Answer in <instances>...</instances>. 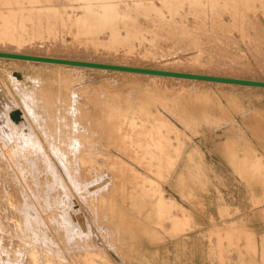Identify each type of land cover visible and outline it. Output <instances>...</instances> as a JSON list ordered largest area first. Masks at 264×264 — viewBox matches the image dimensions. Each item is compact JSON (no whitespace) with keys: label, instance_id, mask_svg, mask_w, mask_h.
Segmentation results:
<instances>
[{"label":"rangeland","instance_id":"rangeland-1","mask_svg":"<svg viewBox=\"0 0 264 264\" xmlns=\"http://www.w3.org/2000/svg\"><path fill=\"white\" fill-rule=\"evenodd\" d=\"M43 1L45 2L43 3ZM46 1L47 3L49 2L48 0H0V21L3 19L6 23L10 21V18L15 19L17 17V19H15L16 21L12 20L13 22L10 21L6 23L9 27H7L5 23L3 24L4 21H2V23L0 22V27L2 24L4 26L3 29L0 28V37L3 36L2 40H0V51H12L14 53H26L66 59L73 58L74 60L129 66L139 65L138 67L170 69L172 71L211 75L217 74L226 77L264 81V0H262V3L260 0H258V2L257 0H173V2L172 0H74L75 2L73 0H50L49 4H46L44 7L43 4H45ZM108 2L116 7L113 8V10H107L104 5L109 4ZM170 4L173 8L170 7ZM30 6H32L31 10L28 9ZM41 9H43V11ZM101 9H104L103 12ZM29 10L31 11L30 13ZM122 10L126 13V18L129 13H131L127 20L129 21L130 18L133 22L136 21L134 26H137V29L141 30L140 32L143 31L140 33L142 36L139 35L140 40H138L139 38H134L127 43V41L117 40L115 36H112V32L117 31L121 33L120 36H124H122V38H125L128 32L129 28L127 27V23H125L127 20L125 17H122V14H124ZM140 10L143 11V13ZM90 11L91 14L100 13V11L101 13L109 12V14H111L110 21L114 20L113 22L116 23H114V26L105 24L98 25V27L91 26L93 17L90 15ZM5 12L9 15L8 17L5 15ZM236 12L237 14H235ZM16 13H18V16H16ZM42 13L44 15H42ZM113 14H118V16L120 15L123 19ZM135 15L139 16L136 17ZM11 16L14 17L12 18ZM176 17L181 19H177ZM22 18L24 21L28 19L22 23L19 21L22 20ZM43 18L44 20H42ZM132 18H135V20ZM211 18L212 20H210ZM49 19L50 21H48ZM38 21L39 23H37ZM160 22L161 24H159ZM18 23H20L19 26ZM24 24L26 25L24 26ZM14 25L21 29H18V27L16 28ZM61 25L63 27H61ZM198 26L199 28H197ZM22 27H25V32L30 33H25ZM28 28L31 31H27ZM86 28L95 29L97 33L93 35L94 37L96 36V38L90 39L91 35L85 33ZM19 30H22L21 32L25 34L20 33ZM153 30H155V32ZM182 30L184 31L182 32ZM211 30H213V32ZM11 32L16 35L14 36ZM167 33L172 34V36L170 34L167 35ZM42 34L46 35V37H42L44 36ZM19 35L23 36L20 38ZM25 35L26 37L24 38ZM207 35L209 37H207ZM6 36H9V38H6ZM27 36L31 39L28 38L27 40ZM149 38L151 39L149 40ZM13 39L15 41H13ZM155 39L158 41H155ZM148 41L150 42L148 43ZM203 41L205 43H203ZM117 43L119 45H117ZM132 48L134 50H132ZM60 65L61 64L0 58V78H4L3 82L6 84V88L11 91V96L15 99V104H19V107L22 109H24V103L14 90L13 85H10L12 83L8 80L7 72L14 71L15 78H18L19 82L25 81L27 74L40 75L44 79L41 86H46L53 91L61 90L62 87L66 86L65 90L68 89L69 97L74 99L76 103L82 107V113L85 112L87 114L89 110L92 114L99 115L105 109L106 105L118 106L119 109L123 110L124 116L142 119L143 124L141 120L136 122L135 125L127 122L131 127H127V123H125L124 127H126L121 128L124 131L119 130L113 134L108 133V135L102 139V141H105L103 144L97 143L98 146H95L96 148L91 147L96 157L102 155V152L103 157L101 158L100 156L96 158L93 154H90L91 156L88 155V159L91 158V161H88V159L83 160L79 153H69V155H73L75 158L77 157V160L79 158V161H76L74 157L72 158L68 154L66 156L63 150L50 148L41 138H39V141L36 138L29 137L25 134L26 131L25 133H22L21 130L17 131L19 135H16L18 136L17 138L15 137L16 142L13 140L14 137H12V135L8 137L0 135V148L5 149L7 147L5 151L3 150L5 153L0 150V153L2 151L0 157L3 158L4 155L3 159L7 162L10 161L8 164L10 165V169L12 168L11 172L13 170L19 183L25 188V192L27 191L26 195L30 198V203L34 206L35 212L40 215L42 223H44L46 227L48 226L47 229L50 231V235L49 237L47 236V239L49 238V240L52 241V243H49V241L44 243L43 238L33 235L32 238H36L38 240L36 242L42 245L23 247L21 243L25 241V238L27 242L33 240L31 236L25 237L26 235L23 234H19V236L18 233L16 236L6 234L5 232L8 230H6L4 226L10 228L15 224L16 220L8 217L6 218V216L3 217L0 214V264H264V155L258 152L260 151L258 149H263L264 153V88L242 84L203 82L200 80L174 78L170 76H152L141 73L134 74L132 72L102 68H82L72 65H63L64 67H60ZM62 75H65L64 77H66V75L67 77L69 76L65 82L60 81ZM8 82L10 84H8ZM16 95L19 98L16 97ZM188 99L197 101V103L194 104L197 105L194 112L195 114L192 116H188L183 110L182 102ZM169 103L171 107L168 106ZM27 117H29V119L31 118L29 114ZM143 119L146 121H143ZM148 119L152 120L147 121ZM137 123L140 130H137L138 127L137 129L135 127ZM31 124L32 133L38 135V130H36L37 127L33 123ZM132 126V130H134V128L136 130L129 131L128 129H131ZM142 126H146V132L145 129L143 130L144 127L141 128ZM248 126L252 127L251 129L255 135L251 133L250 129H243ZM122 131L123 133L126 132L127 135L125 133L123 134ZM137 131L140 134H138ZM143 131L146 135L149 133L155 134L146 136L145 134H141ZM245 131H249L250 137ZM133 133L135 135H133ZM157 134H159V139L157 138L159 142L155 141L156 138H154L155 135V137H157ZM160 134L164 137L160 138ZM115 135L120 136L115 138ZM112 136L115 137L113 138ZM140 136L142 137L140 138ZM143 136H145L144 139H142ZM146 137H148V140H146ZM152 137L154 138L153 140L151 139ZM119 138L122 141L123 138L126 139L122 143ZM129 138H132L133 142ZM168 138H170L169 140L171 142ZM109 139L111 140L109 141ZM134 140L136 141L134 142ZM141 140H145L146 142L144 141L143 144H141ZM107 142L109 146H107ZM117 143L120 144L118 145ZM169 144L172 148L171 146L167 147ZM179 144L181 147H179ZM256 144L258 149L255 150ZM112 145L115 148L111 147ZM144 145H148V150L146 149L147 146L145 147ZM177 145L178 147H176ZM3 146L4 148H2ZM48 147L50 149H48ZM160 147H162V149H159ZM153 148L158 151H155ZM13 150L14 152L9 154V152ZM45 151H47V153ZM98 153H100V155ZM106 155H108V157ZM60 156L67 158L63 159L61 162L60 159L62 158ZM12 157L14 160H12ZM70 157L74 160L71 161ZM105 157H107V160ZM15 158H17V160ZM137 158H139V160ZM101 160L103 161L101 162ZM75 161L78 163L76 164ZM107 161L112 164L110 163L109 165ZM60 162L61 164H59ZM63 162H67L66 164L69 163L70 166L65 164L67 170L63 167ZM94 162H97L95 164L96 166ZM12 163L14 167L11 165ZM71 163H73L72 166ZM97 164H99V166ZM83 166L89 171L86 172L84 175L85 177L81 175L84 169L81 167ZM88 166L90 168H87ZM78 167L80 169H77ZM110 167L113 169V171H111L114 176L110 173ZM27 168L28 170H26ZM68 168H70L69 171ZM74 168H76V170ZM105 168L106 170H104ZM89 169H92V172ZM79 171L80 173H78ZM85 171L82 174H84ZM105 172L108 173L106 174ZM72 173H77L76 176L79 177L78 179L82 177L80 181L86 179L88 182L86 183L84 180L83 182L85 184H82L83 182L80 183L76 176L73 177L74 175ZM49 174L50 176H47ZM89 174L93 177L98 174L102 176L98 175L100 179L96 176L94 178H97V180H94L92 179L93 177L88 176ZM31 175L33 177H31ZM69 175H72L71 177L73 178H69ZM113 178L114 181L117 180V183H111ZM51 179H53V181ZM70 179H73L74 182L72 180V182H70ZM5 180L7 181V179ZM76 180L77 183L75 182ZM89 180H91V183ZM120 180L124 182L121 183L122 185L119 183ZM92 181L94 183H92ZM95 181H98L96 182L97 184ZM54 183H57L60 189L62 186H65L62 189H66L68 192L65 190H58L59 187L53 186ZM118 183L122 187L115 186L118 185ZM50 184L51 186L49 187ZM81 184L82 186L84 185L83 188ZM73 185L78 189H76L75 186L73 187ZM131 185H133V188H131ZM5 186L8 187L6 183ZM68 186L70 187L69 190L67 189ZM51 187H53V190ZM102 187L104 188L101 189ZM32 188H34V190ZM44 188L49 191H45ZM82 189L89 191V193H87V191L85 193ZM185 189H188V192ZM43 190L51 194L48 195ZM57 190L59 192L55 193ZM76 190L78 192L80 190V192L76 193ZM95 190L99 193H96ZM33 191L40 193H38L39 198H37V193ZM82 191L84 194H82ZM62 192L67 193L64 195ZM33 193H35L34 196ZM102 193L106 195L103 196ZM41 194H46L45 196H48L47 198L45 196L43 198ZM55 195L56 198L54 197ZM115 195L116 197H114ZM80 196H82V199H79ZM49 197H51V199ZM53 197L55 199H53ZM60 197L62 199H60ZM68 197L70 200L67 199ZM89 197L91 200L88 199ZM35 198H37V200ZM45 198L48 201L50 200L49 202L55 201L50 204L52 207ZM83 198H85L84 201L86 200L84 203ZM159 198H161V200H159ZM253 198H255L256 201ZM60 200L65 203L63 204ZM68 201H70V205H68ZM88 201H93V205L90 202L89 204ZM94 202H96L98 206H96ZM164 202L166 204H164ZM52 204L57 207H53ZM71 205L73 206L72 208L69 207ZM67 206L69 208H66ZM64 207L65 210L63 209ZM81 208L82 210L78 211ZM77 213H80L79 215L82 217L78 216ZM142 215L143 217H141ZM123 217L125 218L124 220ZM80 218H82V220ZM121 220H123V223ZM73 221L74 224H71ZM81 221L85 225L81 223ZM125 221H127V224ZM62 222L64 223L62 224ZM163 223L166 226L168 224V226L165 228ZM73 225L75 227L77 225V229L74 228L72 230L74 227ZM126 225L127 227L131 226L128 227V232L126 231ZM120 228H122V230ZM131 228L135 229V231H129ZM136 228H138L137 232ZM79 230L82 231L79 233ZM118 231L121 232L119 233ZM124 231L127 233L131 232V235H127ZM40 238L42 242L39 240ZM36 239H34V241ZM48 243L52 245L49 247ZM42 246L55 252L53 253L50 251V254L48 251V253L45 254V249L42 250V248L45 247ZM236 247H238V249ZM19 249L21 251H23V249H29L28 253H32L22 255ZM6 252H9V254ZM72 252L77 253L73 254ZM12 255H16V257ZM48 255L49 259L45 258L48 257ZM39 258L43 259V261Z\"/></svg>","mask_w":264,"mask_h":264},{"label":"bare ground","instance_id":"bare-ground-1","mask_svg":"<svg viewBox=\"0 0 264 264\" xmlns=\"http://www.w3.org/2000/svg\"><path fill=\"white\" fill-rule=\"evenodd\" d=\"M26 1V0H25ZM41 1V0H40ZM49 2H50V0H48ZM53 1V0H52ZM71 1V0H70ZM74 1V0H73ZM100 1V0H99ZM102 1V0H101ZM138 1H140V0H138ZM185 1V0H184ZM190 1V0H189ZM215 1H217V0H215ZM224 1V0H223ZM228 1V0H227ZM247 1V0H246ZM250 1V0H249ZM261 1V3H262V0H260ZM45 1H43V3H44ZM49 2L47 3V1H46V3L45 4H43L44 5V7H45V5L46 4H49ZM75 2V1H74ZM96 2V1H95ZM166 2V1H165ZM172 2H173V0H172ZM177 2V1H176ZM175 2V3H176ZM179 2V1H178ZM183 2V1H182ZM237 2V1H236ZM235 2V3H236ZM239 2V1H238ZM254 2H256V1H254ZM257 2H258V0H257ZM2 3V2H1ZM7 3V2H6ZM38 3H41V2H38ZM84 3V2H83ZM101 3H103V2H101ZM104 3H105V1H104ZM107 3V2H106ZM109 4H106V5H104V7L108 10V9H111V10H113V8H115L116 6L115 5H112V4H110V2H108ZM111 3H114V2H111ZM139 3V2H138ZM162 3V2H161ZM194 3H196V2H194ZM225 3V2H224ZM228 3V2H227ZM227 3H226V5H227ZM230 3V2H229ZM246 3V2H245ZM249 3V2H248ZM17 4V3H16ZM23 4V3H22ZM42 4V3H41ZM59 4V3H58ZM87 4H89V3H87ZM86 4V5H87ZM97 4H98V2H97ZM184 4V3H183ZM182 4V5H183ZM193 4V3H192ZM218 4V3H217ZM220 4V3H219ZM222 4V3H221ZM241 4V3H240ZM251 4V3H250ZM11 5V4H10ZM20 5V4H19ZM51 5V4H50ZM149 5V4H148ZM152 5H153V3H152ZM155 5V4H154ZM181 5V6H182ZM205 5V4H204ZM248 5V4H247ZM263 5V4H262ZM261 5V6H262ZM15 6H18V5H15ZM23 6V5H22ZM28 6V5H27ZM53 6V5H52ZM64 6V5H63ZM125 6V5H124ZM150 6H151V4H150ZM162 6V5H161ZM169 6V5H168ZM186 6V5H185ZM212 6V5H211ZM210 6V7H211ZM241 6H242V4H241ZM255 6V5H254ZM39 7V6H38ZM54 7H55V5H54ZM84 7V6H83ZM86 7V6H85ZM102 7V6H101ZM130 7V6H129ZM170 7H171V4H170ZM214 7V6H213ZM224 7H225V5H224ZM232 7V6H231ZM240 7V6H239ZM31 8H32V6H30V8H28V9H30L31 10ZM35 8H36V5H35ZM126 8V7H125ZM149 8V7H148ZM164 8V7H163ZM171 8H173V7H171ZM197 8H199V7H197ZM205 8V7H204ZM219 8V7H218ZM236 8V7H235ZM248 8H250V7H248ZM252 8V7H251ZM262 8V7H261ZM38 9V8H37ZM47 9V8H46ZM53 9V8H52ZM52 9H51V12H52ZM91 9V8H90ZM89 9V10H90ZM99 9V8H98ZM161 9V8H160ZM192 9V8H191ZM228 9V8H227ZM234 9V8H233ZM241 9H243V8H241ZM245 9V8H244ZM9 10V9H8ZM25 10V9H24ZM29 10V13L31 12ZM42 11H43V9H41ZM41 10H39V11H41ZM50 10V9H49ZM53 10H55V9H53ZM57 10V9H56ZM79 10V9H78ZM104 10V9H103ZM103 10L101 9V11L103 12ZM125 10V9H124ZM169 10H171V9H169ZM178 10V9H177ZM181 10V9H180ZM208 10V9H207ZM210 10V9H209ZM220 10H221V8H220ZM247 10V9H246ZM263 10V9H262ZM10 11V10H9ZM38 11V10H37ZM41 11V12H42ZM45 11V10H44ZM101 11H100V13H92L91 14V11H90V15H92V17H93V20H92V22H91V26H97L98 27V25H113L114 26V23H116V22H113L114 20H112V21H110L111 20V17H110V15L111 14H109V12L108 13H101ZM123 11V10H122ZM129 11V10H128ZM128 11H126L127 13H129ZM141 11V10H140ZM168 11V10H167ZM201 11V10H200ZM227 11V10H226ZM239 11V10H238ZM244 11V10H243ZM19 12V11H18ZM50 12V13H51ZM77 12V11H76ZM114 12H116V11H114ZM131 12V11H130ZM142 13H143V11H141ZM147 12H150V11H147ZM184 12V11H183ZM198 12H199V10H198ZM222 12V11H221ZM248 12V11H247ZM250 12V11H249ZM9 13V12H8ZM15 13V12H14ZM55 13V12H54ZM123 13H124V11H123ZM137 13V12H136ZM172 13V12H171ZM196 13V12H195ZM201 13V12H200ZM215 13H217V12H215ZM1 14L3 15V13L1 12ZM11 14V13H10ZM20 14V13H19ZM57 14V13H56ZM126 13H124V14H122L123 16L122 17H125L126 15H125ZM130 14L131 13H129V15L127 16V18H126V20L128 19V17L130 16ZM138 14V13H137ZM149 14V13H148ZM151 14V13H150ZM190 14V13H189ZM197 14V13H196ZM212 14H214V13H212ZM235 14H237V12L235 13ZM247 14V13H246ZM252 14V13H251ZM5 15H7V13L5 12ZM12 15V14H11ZM15 15V14H14ZM22 15V14H21ZM36 15V14H35ZM38 15V14H37ZM42 15H44L43 13H42ZM48 15V14H47ZM51 15V14H50ZM54 15V14H53ZM77 15V14H76ZM113 15H115V14H113ZM143 15H145V14H143ZM168 15V14H167ZM166 15V16H167ZM172 15V14H171ZM178 15V14H177ZM191 15V14H190ZM204 15V14H203ZM215 15V14H214ZM242 15V14H241ZM9 15H7V17H8ZM16 16H18V13H16ZM30 16V15H29ZM49 16V15H48ZM52 16V15H51ZM56 16V15H55ZM84 16V15H83ZM116 17L118 16V14L117 15H115ZM120 16V15H119ZM118 16V17H119ZM136 16V15H135ZM139 15H137L136 17H138ZM151 16V15H150ZM156 16V15H155ZM187 16V15H186ZM205 16V15H204ZM240 16V15H239ZM2 17V16H1ZM12 17V16H11ZM14 17V16H13ZM12 17V18H13ZM37 17V16H36ZM47 17V16H46ZM81 17V16H80ZM85 17V16H84ZM113 17V16H112ZM121 17V16H120ZM121 17V19H123ZM132 17V16H131ZM134 17V16H133ZM147 17V16H146ZM145 17V18H146ZM182 17H184V16H182ZM213 17V16H212ZM10 18V17H9ZM48 18H50V17H48ZM52 18V17H51ZM124 18V19H125ZM150 18V17H149ZM177 18V17H176ZM186 18V17H185ZM185 18H183V19H185ZM214 18H218V17H214ZM214 18H213V20H214ZM249 18V17H248ZM15 19H17V17L15 18ZM15 19H11L10 18V21H12V20H15ZM20 19V18H19ZM28 19V18H27ZM26 19V20H27ZM40 19V18H39ZM86 19V18H85ZM133 19V18H132ZM153 19V18H152ZM156 19V18H155ZM158 19V18H157ZM177 19H181V18H177ZM176 19V20H177ZM200 19V18H199ZM222 19V18H221ZM233 19V18H232ZM244 19V18H243ZM245 19H246V17H245ZM253 19V18H252ZM25 20V21H26ZM32 20V19H31ZM35 20V19H34ZM37 20V19H36ZM42 20H44V18L42 19ZM42 20H40V21H42ZM45 20H47V19H45ZM62 20V19H61ZM79 20H80V18H79ZM79 20H78V22H79ZM81 20H82V18H81ZM133 20H135V18L133 19ZM159 20V19H158ZM188 20V19H187ZM186 20V21H187ZM208 20V19H207ZM210 20H212V18L210 19ZM218 20V19H217ZM249 20V19H248ZM2 21H4L3 19H2ZM2 21H0L1 23H2ZM10 21H7L8 23L10 22ZM16 21V20H15ZM18 21V20H17ZM19 21H21L22 23H24L25 21L23 20V18H22V20H19ZM24 21V22H23ZM30 21V20H29ZM48 21H50V19L48 20ZM47 21V22H48ZM54 21H55V19H54ZM57 21V20H56ZM63 21V20H62ZM69 21V20H68ZM125 21V20H124ZM140 21V20H139ZM152 21V20H151ZM163 21V20H162ZM174 21V20H173ZM172 21V22H173ZM182 21V20H181ZM186 21H185V23H186ZM199 21V20H198ZM206 21V20H205ZM236 21V20H235ZM6 22V23H7ZM13 22V21H12ZM11 22V23H12ZM51 22H52V19H51ZM59 22V21H58ZM57 22V23H58ZM77 22V23H78ZM155 22V21H154ZM170 22H171V20H170ZM230 22V21H229ZM240 22V21H239ZM251 22V21H250ZM5 23V21L3 22V24ZM5 23V24H6ZM15 23V22H14ZM30 23V22H29ZM37 23H39V21L37 22ZM50 23V22H49ZM56 23V24H57ZM64 23V22H63ZM66 23V22H65ZM80 23V22H79ZM81 23H83V22H81ZM85 23H87V22H85ZM90 23V22H89ZM125 23H127V27L129 28L128 29V32H127V34H126V36H125V38H122V36H120V32H112V36L114 37H116V39L117 40H124V41H127V43L129 42V40H131V39H134V38H136V39H138L139 38V35H141L140 33H142V32H140L141 30H138L137 29V26L135 27L134 25V23H136V21L135 22H133L130 18H129V21L127 20V22H125ZM148 23V22H147ZM156 23V22H155ZM179 23H181V22H179ZM184 23V24H185ZM210 23V22H209ZM213 23V22H212ZM231 23V22H230ZM3 24L1 25V27L0 28H4V26H3ZM17 24V23H16ZM15 24V25H16ZM19 24L20 23H18V26H19ZM26 24H27V22H26ZM26 24H24V26L26 25ZM32 24V23H31ZM51 24V23H50ZM159 24H161V22L159 23ZM164 24H165V22H164ZM175 24H176V22H175ZM12 25H13V23H12ZM14 25V26H15ZM83 25V24H82ZM116 25V24H115ZM139 25V24H138ZM149 25V24H148ZM152 25H154V24H152ZM163 25V24H162ZM172 25V24H171ZM170 25V26H171ZM178 25V24H177ZM186 25V24H185ZM194 25V24H193ZM209 25V24H208ZM213 25V24H212ZM212 25H210V26H212ZM223 25V24H222ZM230 25V24H229ZM247 25V24H246ZM3 26V27H2ZM6 26H7V24H6ZM17 26V27H18ZM23 26V25H22ZM29 26V25H28ZM27 26V27H28ZM35 26V25H34ZM57 26V25H56ZM87 26V25H86ZM89 26H90V24H89ZM117 26V25H116ZM141 26V25H140ZM144 26V25H143ZM156 26V25H155ZM158 26V25H157ZM160 26V25H159ZM168 26V25H167ZM186 26H188V25H186ZM191 26V25H190ZM207 26V25H206ZM205 26V27H206ZM235 26V25H234ZM7 27H9V26H7ZM13 27V26H12ZM11 27V28H12ZM16 27V26H15ZM15 27H13V28H15ZM16 27V28H17ZM20 27H21V25H20ZM30 27V26H29ZM58 27V26H57ZM61 27H63L62 25H61ZM71 27H72V25H71ZM70 27V28H71ZM73 27H75V26H73ZM77 27V26H76ZM79 27V26H78ZM84 27V26H83ZM100 27V26H99ZM104 27V26H103ZM106 27V26H105ZM109 27V26H108ZM149 27V26H148ZM154 27V26H153ZM204 27V28H205ZM215 27V26H214ZM213 27V28H214ZM237 27V26H236ZM241 27V26H240ZM111 28V27H110ZM163 28V27H162ZM166 28V27H165ZM184 28V27H183ZM190 28V27H189ZM197 28H199V26L197 27ZM1 29V30H2ZM7 29V28H6ZM18 29H21V28H19L18 27ZM22 29H23V31L25 30V27H22ZM27 29V28H26ZM31 29H34V28H31ZM114 29V28H113ZM140 29V28H139ZM144 29H145V27H144ZM175 29V28H174ZM180 29V28H179ZM182 29V28H181ZM187 29V28H186ZM217 29V28H216ZM219 29V28H218ZM238 29V28H237ZM246 29V28H245ZM8 30V29H7ZM10 30H12V29H10ZM98 30V29H97ZM117 30H119V29H117ZM124 30V29H123ZM155 30H157V29H155ZM155 30H153L154 32H155ZM159 30H160V28H159ZM158 30V31H159ZM170 30V29H169ZM176 30V29H175ZM198 30V29H197ZM203 30V29H202ZM201 30V31H202ZM206 30V29H205ZM225 30H227V29H225ZM242 30V29H241ZM244 30V29H243ZM20 31V30H19ZM22 31V30H21ZM20 31V33H22ZM27 31H31V30H29V28H28V30ZM163 31H165V30H163ZM171 31V30H170ZM179 31V30H178ZM181 31V30H180ZM184 30H182V32H183ZM187 31V30H186ZM212 32H213V30H211ZM220 31V30H219ZM223 31V30H222ZM14 32V31H13ZM25 32V31H24ZM23 32V33H24ZM111 32V31H110ZM124 32V31H123ZM152 32V31H151ZM181 32V33H182ZM203 32V31H202ZM12 33V32H11ZM22 33V34H23ZM25 33H27V34H29L30 32H25ZM24 33V34H25ZM31 33H35V32H31ZM39 33V32H38ZM82 33V32H81ZM85 33L87 34V35H91V37H90V39H92V38H96V36L94 37V33L96 34L97 32H96V30L95 29H92V28H86V30H85ZM162 33V32H161ZM171 33V32H170ZM170 33H167V35L168 34H170ZM176 33H177V31H176ZM197 33V32H196ZM200 33V32H199ZM205 33V32H204ZM207 33V32H206ZM221 33V32H220ZM219 33V34H220ZM2 34V33H1ZM12 34H14V33H12ZM19 34V33H18ZM35 34H37V33H35ZM100 34V33H99ZM123 34V33H122ZM159 34V33H158ZM9 35V34H8ZM16 34H14V36H15ZM42 35H44V34H42ZM105 35V34H104ZM149 35V34H148ZM171 36H172V34H170ZM177 35V34H176ZM189 35V34H188ZM204 35V34H203ZM211 35V34H210ZM20 36V35H19ZM23 35H21L20 36V38L22 37ZM112 36H111V38H112ZM142 36V35H141ZM143 36H144V33H143ZM145 36H146V34H145ZM186 36V35H185ZM190 36V35H189ZM192 36H193V34H192ZM199 36V35H198ZM197 36V37H198ZM227 36V35H226ZM12 37V36H11ZM26 37V35L24 36V38ZM42 37H46V35H44V36H42ZM76 37V36H75ZM89 37V36H88ZM124 37V36H123ZM151 37V36H150ZM167 37V36H166ZM170 37V36H169ZM174 37V36H173ZM172 37V38H173ZM207 37H209L208 35H207ZM1 39L0 40H2V38H3V36L2 37H0ZM6 38H9V36H6ZM5 38V39H6ZM15 38V37H14ZM19 38V37H18ZM28 38H30V37H28L27 36V40H28ZM141 38H143V37H141ZM163 38V37H162ZM202 38V37H201ZM213 38H214V36H213ZM222 38V37H221ZM5 39H4V41H5ZM23 39V38H22ZM31 39V38H30ZM29 39V40H30ZM151 38H149V40H150ZM154 39V38H153ZM191 39V38H190ZM193 39V38H192ZM210 39V38H209ZM226 39H227V37H226ZM248 39H249V37H248ZM7 40V39H6ZM12 40V39H11ZM138 40H140V38L138 39ZM146 40V39H145ZM157 39H155V41H156ZM183 40V39H182ZM202 40V39H201ZM225 40V39H224ZM250 41H251V39H249ZM9 41V40H8ZM13 41H15L14 39H13ZM16 41H17V39H16ZM20 41V40H19ZM91 41V40H90ZM94 41H96V40H94ZM99 41V40H98ZM116 41V40H115ZM158 41V40H157ZM161 41V40H160ZM187 41V40H186ZM185 41V42H186ZM192 41H194V40H192ZM232 41V40H231ZM10 42H12V41H10ZM23 42V41H22ZM27 42V41H26ZM150 41H148V43H149ZM163 42V41H162ZM176 42V41H175ZM188 42V41H187ZM195 42V41H194ZM213 42V41H212ZM227 42V41H226ZM230 42V41H229ZM18 43V42H17ZM24 43V42H23ZM101 43V42H100ZM103 43V42H102ZM112 43H115V42H112ZM121 43V42H120ZM124 43V42H123ZM126 43V42H125ZM155 43V42H154ZM173 43V42H172ZM190 43V42H189ZM197 43V42H196ZM203 43H205L204 41H203ZM3 44V43H2ZM19 44H20V42H19ZM122 44V43H121ZM183 44H184V42H183ZM192 44H193V42H192ZM202 44V43H201ZM207 44V43H206ZM214 44V43H213ZM212 44V45H213ZM216 44V43H215ZM250 44V43H249ZM25 45V44H24ZM117 45H119L118 43H117ZM127 45V44H126ZM136 45V44H135ZM160 45H161V43H160ZM167 45V44H166ZM200 45V44H199ZM100 46H102V45H100ZM139 46V45H138ZM184 46H187V45H184ZM208 46V45H207ZM218 46V45H217ZM220 46V45H219ZM25 47V46H24ZM136 47V46H135ZM145 47V46H144ZM179 47V46H178ZM188 47H190V46H188ZM191 47H193V46H191ZM214 47V46H213ZM250 47V46H249ZM121 48V47H120ZM137 48V47H136ZM149 48H151V47H149ZM204 48V47H203ZM216 48V47H215ZM252 48V47H251ZM103 49V48H102ZM122 49V48H121ZM196 49V48H195ZM214 49V48H213ZM107 50V49H106ZM129 50V49H128ZM132 50H134L133 48H132ZM131 50V51H132ZM158 50H160V49H158ZM218 50H219V48H218ZM135 51H136V49H135ZM152 51V50H151ZM156 51V50H155ZM2 52H12V51H2ZM201 52V51H200ZM216 52V51H215ZM222 52V51H221ZM12 53H14V52H12ZM16 53V52H15ZM132 53V52H131ZM135 53V52H134ZM150 53V52H149ZM153 53V52H152ZM156 53V52H155ZM199 53V52H198ZM197 53V54H198ZM20 54H26V53H20ZM200 54V53H199ZM201 54H203V53H201ZM31 55V54H30ZM204 55V54H203ZM221 55H222V53H221ZM38 56H42V55H38ZM145 56V55H144ZM195 56V55H194ZM200 56V55H199ZM206 56H208V55H206ZM191 57V56H190ZM202 57V56H201ZM212 57V56H211ZM218 57V56H217ZM0 58H4V57H0ZM6 58V57H5ZM4 58V59H5ZM70 58V57H69ZM159 58V57H158ZM8 59H16V58H8ZM73 59V58H72ZM80 59V58H79ZM215 59V58H214ZM17 60H24V59H17ZM215 60H217V59H215ZM220 60V59H219ZM27 61H33V62H43V61H37V60H27ZM202 61V60H201ZM205 61H206V59H205ZM210 61V60H209ZM200 62V61H199ZM223 62V61H222ZM43 63H53V62H43ZM203 63V62H202ZM218 63V62H217ZM226 63H227V61H226ZM54 64H59V63H54ZM111 64V63H110ZM242 64V63H241ZM63 65H66V64H61L60 65V67L61 66H63ZM122 65V64H121ZM213 65V64H212ZM211 65V66H212ZM222 65V64H221ZM229 65H230V62H229ZM72 66H74V65H72ZM71 66V67H72ZM127 66H129V65H127ZM139 66V65H138ZM231 66V65H230ZM235 66V65H234ZM241 66V65H240ZM59 67V68H60ZM64 67V66H63ZM75 67V66H74ZM80 67H85V66H80ZM246 67V66H245ZM90 68V67H89ZM92 68V67H91ZM153 69H155V68H153ZM239 69V68H238ZM160 70H165V69H160ZM170 70V69H169ZM170 71H172V70H170ZM184 71V70H183ZM7 72V71H6ZM60 72V71H59ZM178 72H180V71H178ZM198 72V71H197ZM57 73V72H56ZM55 73V74H56ZM132 73H134V74H137L138 72H132ZM194 73V72H193ZM23 74V73H22ZM141 74H147V75H152V76H169V75H159V74H150V73H141ZM196 74H203V73H196ZM7 75H8V80H10L11 82L10 83H12V84H10L9 82H8V84H10L11 86L13 85V88H14V90L16 91V93L19 95V97H21V99H22V102L24 103V109H22L21 107H19V104L18 105H16L15 104V102H14V100L15 99H13L12 98V96H11V91L10 90H8L6 87V84H4V82H3V80H4V78L3 79H1L0 78V135H2L3 137H8V136H10V135H12V137H14V141L16 142V138L18 137V136H16V135H19L18 133H17V131H19V130H21L22 131V133H25V131H26V133L25 134H27L29 137H33V138H36V139H38L39 141H40V139L39 138H41V140L42 141H44L50 148H52V149H59V150H63L64 151V153L66 154V156H67V154L69 155V153H71V154H74V153H72V152H76V153H79V155L82 157V159L83 160H86V159H88V155L89 156H91L92 154L94 155L95 153H94V151L91 149V147L93 148V147H95V146H98L97 145V143H101V144H103L105 141H102V139L103 138H105V136L106 135H108V133L109 134H113V133H116V132H118L119 130H123V129H121L122 127H124V124L125 123H127V122H129V124L130 123H132L133 125H135V123L136 122H138L139 120H141V123H142V119H137V118H135V117H126V116H124L123 114V110L122 109H119V107L118 106H110V105H106V107H105V109L101 112V114H99V115H95V114H92L89 110H88V112H87V114L84 112V113H82V111L83 110H81V106L79 105V104H77L76 103V101L74 100V99H72V98H70L69 97V95H68V89L67 90H65V88H66V86H64V87H62V89L61 90H55V91H53V90H51V89H48L46 86H41V83H43V81H44V79H43V77L42 76H40V75H35V74H27V77H26V80L25 81H22V82H19V79L18 78H15V73H14V71L13 72H7ZM61 75V74H60ZM205 75H209V76H222V75H211V74H205ZM224 75V74H223ZM54 76V75H53ZM65 76V75H64ZM63 75L61 76V78H60V81L61 82H65L67 79H68V77H67V75H66V77H64ZM2 77V76H1ZM6 77V76H5ZM50 77V76H49ZM52 77V76H51ZM170 77H174V78H185V77H177V76H170ZM223 77H226V76H223ZM227 77H229V76H227ZM48 78V77H47ZM55 78V77H54ZM229 78H238V77H229ZM51 79V78H50ZM185 79H191V80H200V81H203V82H205V81H208V82H217V83H224V84H235V83H229V82H223V81H215V80H204V79H194V78H185ZM240 79H244V78H240ZM7 80V79H6ZM250 80H254V79H250ZM10 86V87H11ZM248 86H250V85H248ZM61 87V86H60ZM12 88V89H13ZM15 94V93H14ZM16 97H18L17 95H16ZM18 97V98H19ZM15 98V97H14ZM17 100V99H16ZM20 101V100H19ZM75 101V102H74ZM21 102V101H20ZM79 103V102H78ZM197 103V101L195 100H186V101H183L182 102V104H183V110H184V113L185 114H187L188 116H192L193 114H195L194 112H195V108L197 107V105H194V104H196ZM168 106H170V103H169V105ZM23 107V106H22ZM167 107V106H166ZM171 107V106H170ZM92 110V109H91ZM23 113V114H22ZM30 115V119H29V117H27V115ZM90 114V115H89ZM251 119V118H250ZM152 120V119H151ZM151 120H147V121H151ZM31 121H33V122H31ZM143 121H146L145 119H143ZM31 123H33L36 127H37V129L36 130H38V135H36V133H32V127H31ZM129 124L127 123V127L129 126ZM143 124V123H142ZM125 126V127H126ZM140 126H141V124H140ZM124 127V128H125ZM129 127H131V126H129ZM136 127V129H137V127H138V129L137 130H140V128H139V126H138V123H137V126H135ZM144 127V128H143ZM34 128V127H33ZM141 128H143V130L145 129V132H146V126H142ZM133 129V126H132V128L130 129H128L129 131L130 130H132ZM135 128H134V130H136ZM134 130H132V131H134ZM142 130V129H141ZM150 130V129H149ZM124 131V130H123ZM123 131H122V133H123ZM131 131V132H132ZM136 132V131H135ZM125 134H126V132H124ZM123 133V134H124ZM137 133H138V131H137ZM136 133V134H137ZM121 134V133H120ZM138 134H140V133H138ZM141 134H145L144 133V131H143V133H141ZM151 134V136L152 135H154V134H152V133H149L148 135H146V136H149ZM163 134V133H162ZM23 135V134H22ZM21 135V136H22ZM127 135V134H126ZM133 135H135L134 133H133ZM38 136V137H37ZM110 136V135H109ZM116 136V135H115ZM114 136V137H115ZM118 136H120V135H118ZM118 136H116L115 138H117ZM123 136V135H122ZM125 136V135H124ZM131 136V135H130ZM129 136V137H130ZM137 136V135H136ZM156 136V135H155ZM154 136V138H156V140L155 141H158L159 142V140H157V138L159 139V134H157V137H155ZM160 138H163L162 137V135L160 134ZM16 137V138H15ZM97 137V138H96ZM113 137V136H112ZM112 137H111V139H112ZM113 137V138H114ZM126 137V136H125ZM142 136H140V138H141ZM166 137H169V136H166ZM122 138V137H121ZM127 138V137H126ZM125 138V139H126ZM138 138H139V135H138ZM145 138V136H143V138L142 139H144ZM153 137L151 138L152 140L154 139ZM108 139V138H107ZM111 139H109V141L111 140ZM120 139V138H119ZM125 139L123 138V141H122V143L125 141ZM131 141H132V138H129ZM167 139V138H166ZM170 138H168V140H169ZM138 140V139H137ZM146 140H148V137H146ZM167 140V141H168ZM0 141H1V139H0ZM108 141V142H109ZM121 141H119V142H121ZM136 140H134V142H135ZM138 141H140V140H138ZM145 140H141V144H143V142H144ZM151 141V140H150ZM161 141V140H160ZM166 141V140H165ZM170 141V140H169ZM15 142H13V143H15ZM107 142V143H108ZM133 142V141H132ZM131 142V143H132ZM146 142V141H145ZM162 142H163V140H162ZM161 142V143H162ZM171 142V141H170ZM12 143V144H13ZM111 143V142H110ZM127 143V142H126ZM128 143H129V141H128ZM138 143H140V142H138ZM150 143H152V142H150ZM4 144V143H3ZM11 144V145H12ZM18 144V143H17ZM43 144V143H42ZM118 144V143H117ZM120 144V143H119ZM118 144V145H119ZM130 144V143H129ZM135 144V143H134ZM147 144V143H146ZM165 144V143H164ZM171 144V143H170ZM169 144V146H167V147H170L171 145ZM5 145V144H4ZM9 145V144H8ZM7 145V146H8ZM128 145V144H127ZM155 145H156V143H155ZM161 145V144H160ZM160 145H158V146H160ZM0 146H1V144H0ZM13 146H15V145H13ZM100 146V145H99ZM107 146H109V143H108V145ZM115 146V145H114ZM129 146V145H128ZM133 146V145H132ZM145 146V145H144ZM147 146V150H148V145H146ZM145 146V147H146ZM163 146V145H162ZM48 147V149H50ZM105 147V146H104ZM104 147H102V148H104ZM111 147H113V145L111 146ZM139 147V146H138ZM155 147V146H154ZM176 147H178V145L176 146ZM175 147V148H176ZM179 147H181L180 146V144H179ZM2 148H4V146L2 147ZM7 148V147H6ZM5 148V149H6ZM13 148V147H12ZM11 148V149H12ZM21 148V147H20ZM32 148V147H31ZM46 148V147H45ZM96 148V147H95ZM108 148V147H107ZM113 148H115V147H113ZM127 148V147H126ZM140 148V147H139ZM150 148H151V146H150ZM171 148H172V146H171ZM233 148H235V147H233ZM251 148V147H250ZM5 149H1L0 148V150H4L5 151ZM14 149V148H13ZM106 149V148H105ZM121 149V148H120ZM137 149V148H136ZM152 149V148H151ZM153 149H155V148H153ZM159 149H162V147H160ZM178 149V148H177ZM19 150V149H18ZM23 150V149H22ZM30 150H32V149H30ZM58 150V151H59ZM109 150H110V148H109ZM108 150V151H109ZM122 150V149H121ZM124 150V149H123ZM140 150V149H139ZM150 150V149H149ZM173 150L175 151V149L173 148ZM2 151H1V153H0V155H2ZM3 151V152H4ZM17 151V150H16ZM33 151V150H32ZM51 151V150H50ZM62 151V152H63ZM97 151V150H96ZM99 151V150H98ZM155 151H158V150H156L155 149ZM164 151V150H163ZM172 151V150H171ZM183 151V150H182ZM12 152H14V150L13 151H11V152H9V154L10 153H12ZM46 153H47V151H45ZM55 152V151H54ZM91 152H93V153H91ZM110 152H111V150H110ZM116 152H118V151H116ZM124 152V151H123ZM142 152V151H141ZM147 152V151H146ZM237 152V151H236ZM5 153V152H4ZM59 153V152H58ZM109 153V152H108ZM143 153V152H142ZM148 153V152H147ZM158 153V152H157ZM160 153V152H159ZM165 153H166V151H165ZM172 153V152H171ZM174 153H176V152H174ZM182 153V152H181ZM63 154V153H62ZM62 154H58V155H62ZM64 154V155H65ZM91 154V155H90ZM96 154H97V152H96ZM99 155H100V153H98ZM106 154H107V152H106ZM126 154V153H125ZM162 154V153H161ZM55 155H57V154H55ZM129 155V154H128ZM152 155V154H151ZM201 155V154H200ZM6 156V155H5ZM12 156V155H11ZM49 156V155H48ZM51 156V155H50ZM69 156H71L72 158L74 157L75 158V156H73V155H69ZM95 156V155H94ZM94 156H92V157H94ZM101 156V158L103 157V152H102V155H100ZM100 156H98V157H96V158H99ZM105 156V155H104ZM107 157H108V155H106ZM16 157V156H15ZM54 157H56V156H54ZM62 159H60V161L62 162V160L63 159H66L67 157H62V156H60ZM70 157V158H71ZM79 157V156H78ZM107 157H105L106 158V160H107ZM139 157V156H138ZM167 157V156H166ZM178 157V156H177ZM176 157V158H177ZM202 157H203V155H202ZM3 158H4V155H3ZM2 157H0V214L4 217V216H6V218L8 217V218H11V219H13V220H16V222H15V224L14 225H12L10 228H6V226H4L5 227V229L6 230H8L7 232H5L6 234H8V235H15L16 236V234L18 233V235L19 234H23V235H26L25 237H27V236H31V238H32V236L34 235L35 237H41V238H43L44 239V243H46L47 241H49V243L51 242L52 243V241H50L49 240V238L47 239V236L49 237V233H50V231H48V229H47V227L44 225V223H42V221L40 220L41 218H40V215L38 214V213H36L35 212V208H34V206L30 203V198H28V196L26 195L27 193V191L25 192V188L24 187H22V185L19 183V180H18V178L16 177V175L14 174V172H13V170H12V172H11V169H10V165L8 164V162H10V161H5L4 159H3ZM7 158V157H6ZM11 158V157H10ZM70 159L71 161L72 160H74V159ZM77 158V157H76ZM75 158V159H76ZM96 158H95V161H96ZM147 158H148V156H147ZM161 158H162V156H161ZM168 158V157H167ZM8 159V158H7ZM6 159V160H7ZM16 160H17V158H15ZM138 160H139V158H137ZM149 159V158H148ZM147 159V160H148ZM157 159V158H156ZM160 159V158H159ZM175 159V158H174ZM204 159V158H203ZM12 160H14L13 159V157H12ZM93 160V159H92ZM160 160H163V159H160ZM67 161H68V159H67ZM76 161H79V158H78V160L76 159ZM75 161V162H76ZM88 161H91V158L90 159H88ZM100 161V160H99ZM103 160H101V162H102ZM110 161V160H109ZM109 161H107V162H109ZM143 161V160H142ZM145 161H146V159H145ZM176 161V160H175ZM175 161H174V163H175ZM255 161V160H254ZM56 162H57V160H56ZM59 162V161H58ZM61 162L59 163V164H61ZM64 162H65V160H64ZM63 162V163H64ZM69 162V161H68ZM101 162H99V163H101ZM106 162V161H105ZM148 162V161H147ZM170 162V161H169ZM67 163V162H66ZM66 163H64V168H65V166L66 165H69V163L68 164H66ZM78 162H76V164H77ZM89 163H91V162H89ZM97 163V162H96ZM95 162H94V165L96 164ZM104 163V162H103ZM110 163L111 162H109L108 164L110 165ZM152 163V162H151ZM15 164V163H14ZM66 164V165H65ZM72 164L73 163H71V166H72ZM84 164V163H83ZM112 164V163H111ZM206 164V163H205ZM12 166H13V163L11 164ZM63 165V164H62ZM98 166H99V164H97ZM108 165V166H109ZM144 165V164H143ZM16 166V165H15ZM23 166V165H22ZM21 166V167H22ZM56 166V165H55ZM55 166H54V168H55ZM70 166V165H69ZM82 166V165H81ZM85 166V165H84ZM84 166L83 167H81L82 169L84 168ZM91 166V165H90ZM96 166V165H95ZM104 166H105V163H104ZM153 166H154V164H153ZM175 166V165H174ZM179 166V165H178ZM14 167V166H13ZM32 167H35V166H32ZM62 167V168H63ZM75 167V166H74ZM80 167V166H79ZM77 168V169H80V168ZM106 167V166H105ZM122 167H124V166H122ZM203 167V166H202ZM57 168V167H56ZM87 168H90L89 166L87 167ZM109 168V167H108ZM107 168V169H108ZM14 169V168H13ZM19 169V168H18ZM66 169V168H65ZM69 169L70 168H68V171H69ZM75 170H76V168H74ZM85 169H86V167L83 169V171H82V173L85 171ZM15 170V169H14ZM26 170H28V168L26 169ZM67 170V169H66ZM75 170H72V171H75ZM88 169H86V171H85V173L84 174H82L81 173V175H85L86 174V172H89V171H87ZM90 170V169H89ZM92 170V169H91ZM90 170V171H91ZM104 170H106V168L104 169ZM113 171V169L110 167V171ZM99 171V170H98ZM109 171V172H110ZM112 171L110 172V173H112ZM119 171V170H118ZM180 171V170H179ZM21 172H22V170H21ZM60 172V171H59ZM92 172V171H91ZM91 172H90V174H91ZM94 172V171H93ZM18 173V172H17ZM24 173V172H23ZM65 173V172H64ZM67 173V172H66ZM78 173H80V171L78 172ZM98 173V172H97ZM100 173H101V171H100ZM103 173H104V171H103ZM106 173V172H105ZM108 173V172H107ZM106 173V174H107ZM73 174V173H72ZM88 174V173H87ZM88 175L89 177H93V176H91V175ZM94 174V173H93ZM113 174V173H112ZM194 174V173H193ZM199 174V173H198ZM18 175V174H17ZM24 175H25V173H24ZM74 176L73 177H75L76 175H77V173H75V174H73ZM81 175H80V177H81ZM96 175V174H95ZM99 176H102V175H100V174H98ZM98 175H96V176H98ZM19 176V175H18ZM22 176V175H21ZM28 176V175H27ZM47 176H50V174L49 175H47ZM57 176H58V174H57ZM68 176V175H67ZM72 175H69V178H73V177H71ZM88 176H86V177H88ZM96 176H94V177H96ZM99 176H98V178H99ZM112 176H114V174L112 175ZM111 176V177H112ZM121 176V175H120ZM120 176H119V178H120ZM123 176V175H122ZM31 177H33L32 175H31ZM59 177V176H58ZM61 177V176H60ZM77 177V176H76ZM85 177V176H84ZM88 177V178H89ZM92 178V179H94V180H97V178L95 179V178ZM199 177V176H198ZM25 178H26V175H25ZM79 177H77V179H78ZM102 178V177H101ZM116 178V177H115ZM123 178V177H122ZM195 178H196V176H195ZM5 179H7V181H8V184H7V181L5 180ZM19 179H21V178H19ZM33 179V178H32ZM56 179H57V177H56ZM81 179H82V177H81ZM81 179H78L79 180V182L81 183V182H83L84 180H85V182L87 183L88 181H86V179H84L83 181H80ZM100 179V178H99ZM98 179V180H99ZM104 179V178H103ZM124 179V178H123ZM126 179V178H125ZM135 179H137V178H135ZM178 179H179V177H178ZM52 181H53V179H51ZM50 180V181H51ZM69 180V179H68ZM73 181V179H70V182H72ZM6 181V182H5ZM91 180H89V182H90ZM116 181V182H115ZM114 181V178H113V181L111 182V183H117V180H115ZM124 181V180H123ZM135 181V180H134ZM181 181V180H180ZM33 182H34V180H33ZM57 182L59 183V180L57 179ZM66 182V181H65ZM64 182V183H65ZM74 182V181H73ZM76 183H77V180L75 181ZM78 182V183H79ZM96 182H98V181H95V183ZM101 182V181H100ZM171 182V181H170ZM5 183H6V185H8V187L7 186H5ZM26 183V182H25ZM37 183H38V180H37ZM49 183H51V182H49ZM48 183V184H49ZM91 183V182H90ZM92 183H94L93 181H92ZM120 184L121 183H124V182H122L121 180H120V182H119ZM119 183H118V185H115V186H120L119 185ZM155 183V182H154ZM154 183H152V184H154ZM34 184H35V182H34ZM43 184V183H42ZM55 184V183H54ZM53 184V186H55V187H59V186H57V183L54 185ZM66 184V183H65ZM74 184V183H73ZM82 184H85L84 182L82 183ZM82 184H81V186H82ZM97 184V183H96ZM109 184V183H108ZM126 184V183H125ZM164 184V183H163ZM171 184V183H170ZM21 185V186H20ZM31 185V184H30ZM47 185V184H46ZM67 185V184H66ZM76 185V184H75ZM75 185H73V187L75 186ZM94 185V184H93ZM101 185V184H100ZM103 185V184H102ZM111 185H114V184H111ZM110 185V186H111ZM122 185V184H121ZM180 185V184H179ZM51 186V184L49 185V187ZM60 186H61V182H60ZM77 186V185H76ZM76 186H75V188H76ZM78 186H80V185H78ZM87 186V185H86ZM85 186V187H86ZM89 186V185H88ZM91 186V185H90ZM95 186V185H94ZM97 186V185H96ZM106 186H109V185H106ZM105 186V187H106ZM130 186V185H129ZM132 187L131 188H133V185H131ZM33 187H35V186H33ZM46 187H48V186H46ZM48 187V188H49ZM54 187V188H55ZM65 187V186H64ZM63 186H62V188H64ZM84 187V185L82 186V188ZM120 187H122V186H120ZM126 187V186H125ZM138 187V186H137ZM52 188V190H53V187H51ZM60 189V187H59V189L58 190H65V191H67L66 189ZM69 186L67 187V189L69 190ZM104 187H102L101 189H103ZM116 188V187H115ZM153 188H154V186H153ZM180 188V187H179ZM183 188V187H182ZM181 188V189H182ZM33 190H34V188H32ZM37 189V188H36ZM74 189V188H73ZM76 189H78V188H76ZM85 189V188H84ZM84 189H82L83 191H85V193H86V191L87 190H84ZM100 189V190H101ZM109 189H113V188H109ZM44 190H45V188H44ZM43 190V191H44ZM47 190V189H46ZM45 190V191H46ZM55 191V193L56 192H59V191ZM71 190V189H70ZM97 190V189H96ZM95 190V191H96ZM185 190H187V192H188V189H185ZM190 190V189H189ZM44 191V192H45ZM47 191H49V190H47ZM82 191V194H84V192ZM98 191V190H97ZM96 191V193H99V192H97ZM138 191V190H137ZM33 192H36V191H33ZM51 192V191H50ZM68 192V191H67ZM66 192V193H67ZM76 193H79L80 192V190H79V192L76 190L75 191ZM103 192L105 193V191L103 190ZM141 192H143V191H141ZM192 192V191H191ZM196 192V191H195ZM262 192V191H261ZM37 193V192H36ZM39 193V192H38ZM38 193H37V195H38ZM40 193H41V190H40ZM39 193V194H40ZM46 193V192H45ZM54 193V192H53ZM62 193H64V192H62ZM62 193H60V194H62ZM66 193H64V195L66 194ZM87 193H89V191H87ZM94 193V192H93ZM93 193H91V194H93ZM96 193H95V195H96ZM104 193H102L103 194V196L104 195H106V194H104ZM108 193V192H107ZM194 193V192H193ZM34 194L35 193H33V196H34ZM46 194H48V192L46 193ZM45 194V195H46ZM49 194H51V193H49ZM48 194V195H49ZM69 194H70V192H69ZM91 194H89V195H91ZM101 194V195H102ZM138 194V193H137ZM189 194V193H188ZM30 195H31V193H30ZM42 195V194H41ZM45 195H42V197L44 198V196ZM47 195V196H48ZM53 195V194H52ZM68 195V194H67ZM72 195V194H71ZM80 195V194H79ZM88 195V196H89ZM94 195V194H93ZM98 195V194H97ZM100 195V196H101ZM162 195V194H161ZM47 196H45L46 198H47ZM58 196V195H57ZM74 196V195H73ZM72 196V197H73ZM82 196H84V195H82ZM82 196H80L79 197V199H82L81 197ZM87 196V195H86ZM86 196H85V198H86ZM100 196H99V199H100ZM29 197H31V196H29ZM36 197V196H35ZM55 198H56V195L54 196ZM53 197V199H55ZM62 197V196H61ZM60 197V199H62ZM71 197V196H70ZM95 197V196H94ZM114 197H116V195L114 196ZM143 197H144V194H143ZM159 197V196H158ZM163 197V196H162ZM183 197V196H182ZM37 198H39V195L37 196ZM37 198H35L36 200H37ZM45 198V199H46ZM50 199H51V197H49ZM59 198V197H58ZM74 198V197H73ZM85 198H83V203L86 201H84V199ZM92 198H93V196H92ZM97 198V197H96ZM95 198V199H96ZM107 198V197H106ZM41 199V198H40ZM44 199V200H45ZM67 199H69V197L67 198ZM88 199H90L91 200V198L89 197ZM158 199V198H157ZM254 200H255V198H253ZM263 199V198H262ZM39 200V199H38ZM47 200V199H46ZM57 200V199H56ZM70 200V199H69ZM104 200V199H103ZM103 200H102V202H103ZM156 200V199H155ZM159 200H161V198H159ZM253 200V201H254ZM261 200V199H260ZM48 201V200H47ZM50 201V200H49ZM48 201V202H49ZM61 202H62V200H60ZM76 201V200H75ZM96 201V200H95ZM97 201H98V198H97ZM104 201H106V200H104ZM110 201V200H109ZM112 201V200H111ZM256 201V200H255ZM263 201V200H262ZM39 202V201H38ZM46 202V201H45ZM52 202H55L54 200L52 201ZM52 202H49V205L52 203ZM58 202V201H57ZM68 202H69V204H68ZM67 202V204L68 205H70V201H68ZM90 201H88V203H89ZM93 202V201H92ZM92 202H90L92 205H93V203ZM156 202V201H155ZM162 202V201H161ZM34 203V202H33ZM41 203V202H40ZM39 203V204H40ZM43 203V202H42ZM63 203V202H62ZM65 203V202H64ZM63 203V204H64ZM89 203V204H90ZM95 204H96V202H94ZM105 203V202H104ZM107 203V202H106ZM163 203V202H162ZM255 203V202H254ZM257 203H258V200H257ZM262 203V202H261ZM44 204V203H43ZM86 204V203H85ZM84 204V205H85ZM164 204H166L165 202H164ZM256 204V203H255ZM48 205V204H47ZM46 205V206H47ZM53 205V207H57V206H54V204H52ZM73 205V204H72ZM69 206V207H73L74 205H75V203H74V205L73 206ZM51 206V205H50ZM49 206V207H50ZM96 206H98V204H96ZM100 206V205H99ZM104 206H106V205H104ZM179 206V205H178ZM214 206V205H213ZM256 206V205H255ZM38 207V206H37ZM41 207V206H40ZM52 207V206H51ZM58 207H60V206H58ZM63 207V206H62ZM68 206L66 207V208H69ZM75 207V206H74ZM101 207V206H100ZM153 207V206H152ZM257 207V206H256ZM42 208V207H41ZM49 209V208H48ZM53 209H55V208H53ZM59 209V208H58ZM58 209H56V210H58ZM64 210H65V207L63 208ZM62 209V210H63ZM96 209H97V207H96ZM258 209V208H257ZM75 210V209H74ZM73 210V211H74ZM80 210H82V208L81 209H79L78 211H80ZM155 210V209H154ZM180 210V209H179ZM38 211V210H37ZM40 211V210H39ZM77 211V212H78ZM94 211V210H93ZM233 211V210H232ZM51 212V211H50ZM68 212V211H67ZM158 212V211H157ZM160 212V211H159ZM63 213V212H62ZM81 213H83V212H81ZM161 213V212H160ZM249 213V212H248ZM76 214V213H75ZM78 214V213H77ZM80 214V213H79ZM78 214V216H80ZM145 214V213H144ZM180 214V213H179ZM227 214V213H226ZM63 215H64V213H63ZM107 215V214H106ZM162 215V214H161ZM166 215H167V213H166ZM165 215V216H166ZM182 215V214H181ZM42 216V215H41ZM65 216V215H64ZM64 216H63V218H64ZM70 216H71V214H70ZM137 216V215H136ZM164 216V217H165ZM178 216V215H177ZM54 217H56V216H54ZM66 217V216H65ZM69 217V216H68ZM74 217V216H73ZM80 217H82V216H80ZM84 217V216H83ZM92 217V216H91ZM141 217H143V215L141 216ZM163 217V216H162ZM163 217V218H164ZM170 217V216H169ZM185 217V216H184ZM187 217V216H186ZM43 218V217H42ZM45 218V217H44ZM158 218V217H157ZM166 218V217H165ZM57 219V218H56ZM66 219V218H65ZM74 219V218H73ZM81 220H82V218H80ZM125 218L123 217V220H124ZM169 219V218H168ZM173 219V218H172ZM171 219V220H172ZM213 219V218H212ZM44 220V219H43ZM64 220V219H63ZM123 220H121V222L123 223ZM158 220L160 221V219L158 218ZM162 220V219H161ZM164 220H166V219H164ZM175 220H178V219H175ZM59 221V220H58ZM69 221V220H68ZM71 221H72V219H71ZM129 221V220H128ZM153 221V220H152ZM163 221V220H162ZM162 221H161V223H162ZM167 221V220H166ZM165 221V222H166ZM66 222H67V220H66ZM96 222V221H95ZM126 222V224H127V221H125ZM164 222V221H163ZM169 222V221H168ZM167 222V223H168ZM48 223V222H47ZM64 222H62V224H63ZM68 223V222H67ZM78 223V222H77ZM81 223H83L82 221H81ZM94 223V222H93ZM130 223V222H129ZM142 223V222H141ZM145 223V222H144ZM160 223V222H159ZM55 224V223H54ZM69 224V223H68ZM71 224H74V221H73V223H71ZM71 224H70V226H71ZM84 224V223H83ZM117 224V223H116ZM120 224V223H119ZM125 224V223H124ZM147 224V223H146ZM170 224V223H169ZM77 225H79V224H77ZM77 225H76V227L74 226H72L71 228H72V230L74 229V228H76L77 229ZM85 225V224H84ZM128 225H130V224H128ZM162 225V224H161ZM186 225V224H185ZM56 226H57V220H56ZM87 226V225H86ZM115 226V225H114ZM121 226V225H120ZM133 226V225H132ZM163 226H165V228L168 226V224H167V226L163 223ZM173 226V225H172ZM197 226V225H196ZM81 227V226H80ZM79 227V228H80ZM128 227H131V226H128ZM127 227V225H126V231L128 232V228ZM20 228V229H19ZM62 228H63V226H62ZM78 228V229H79ZM142 228V227H141ZM163 228V227H162ZM164 228V229H165ZM172 228V227H171ZM178 228V227H177ZM182 228H183V226H182ZM57 229V228H56ZM75 229V230H76ZM121 230H122V228H120ZM138 228H136V232L138 231L137 230ZM164 229H162V230H164ZM185 229V228H184ZM191 229H192V227H191ZM88 230V229H87ZM119 230V229H118ZM135 231V229H133V228H131L129 231ZM172 230V229H171ZM177 230V229H176ZM182 230V229H181ZM82 231V230H81ZM80 230H79V233L81 232ZM141 231V230H140ZM64 232H65V230H64ZM77 232H78V230H77ZM119 233L121 232V231H118ZM117 232V233H118ZM127 232H125L124 231V233H127ZM136 232H135V234H136ZM181 232V231H180ZM183 232V231H182ZM187 232V231H186ZM191 232V231H190ZM59 233V232H58ZM76 233V232H75ZM78 233V234H79ZM118 233V234H119ZM131 232H129V233H127V235H129ZM77 234V233H76ZM104 234V233H103ZM173 234V233H172ZM200 234V233H199ZM117 235V234H116ZM120 235V234H119ZM131 235V234H130ZM185 235V234H184ZM223 235V234H222ZM20 236V235H19ZM134 236V235H133ZM132 236V237H133ZM162 236V235H161ZM172 236V235H171ZM24 237V238H25ZM52 237V236H51ZM132 237H130V238H132ZM135 237V236H134ZM174 237V236H173ZM41 238L39 239L40 241H41ZM112 238V237H111ZM175 238V237H174ZM188 238V237H187ZM33 239V238H32ZM34 239H36V238H34ZM34 239L33 240H30L29 242H27L26 241V238H25V241H23L21 244H23V247L24 246H41L42 244L41 243H39L38 244V242H36V241H38L37 239L34 241ZM114 239V238H113ZM129 239V238H128ZM181 239V238H180ZM8 240V239H7ZM46 240V241H45ZM120 240V239H119ZM238 240V239H237ZM39 241V242H40ZM112 241V240H111ZM124 241V240H123ZM156 241H157V238H156ZM183 241V240H182ZM251 241V240H250ZM42 242V241H41ZM78 242H79V240H78ZM122 242V241H121ZM155 242V241H154ZM153 242V243H154ZM49 243H48V245H49ZM54 243V242H53ZM167 243V242H166ZM249 243V242H248ZM122 244V243H121ZM163 244V243H162ZM161 244V245H162ZM184 244V243H183ZM50 245H52V244H50ZM50 245H49V247H50ZM54 245V244H53ZM68 245V244H67ZM123 245V244H122ZM160 245V244H159ZM253 245V244H252ZM22 247V248H23ZM42 247H45V246H42ZM175 247H177V246H175ZM37 248H39V247H37ZM186 248H187V245H186ZM185 248V249H186ZM235 248V247H234ZM237 249H238V247H236ZM45 249V254H47L48 253V251H49V253H50V251L51 252H55V251H52L51 249H48L47 247H45V248H42V250H44ZM54 249V248H53ZM57 249V248H56ZM101 249V248H100ZM224 249V248H223ZM17 250H18V248H17ZM20 250V249H19ZM28 250L29 249H23V251H21L20 250V254H24V255H26V254H31V253H28ZM189 250V249H188ZM79 251V250H78ZM96 251V250H95ZM80 252V251H79ZM7 253V252H6ZM12 253H14V252H12ZM56 253H57V251H56ZM73 254L74 253H77V252H72ZM87 253V252H86ZM7 254H9V252L7 253ZM34 254V253H33ZM51 254V253H50ZM49 254V255H50ZM96 254V253H95ZM41 255V254H40ZM49 255H48V257H45V258H48L49 259ZM89 255V254H88ZM101 255V254H100ZM109 255V254H108ZM228 255V254H227ZM12 256H15L16 257V255H12ZM33 256H35V255H33ZM95 256V255H94ZM41 257H42V255H41ZM57 257V256H56ZM74 257V256H73ZM83 257V256H82ZM102 257V256H101ZM35 258V257H34ZM51 258V257H50ZM67 258V257H66ZM39 259H41V258H39ZM95 259V258H94ZM93 259V260H94ZM232 259V258H231ZM21 260V259H20ZM42 261H43V259H41ZM52 260V259H51ZM107 260V259H106ZM50 261V260H49ZM59 263V262H58ZM82 263H84V262H82ZM99 263V262H98ZM101 263V262H100ZM4 264V263H3Z\"/></svg>","mask_w":264,"mask_h":264},{"label":"water","instance_id":"water-1","mask_svg":"<svg viewBox=\"0 0 264 264\" xmlns=\"http://www.w3.org/2000/svg\"><path fill=\"white\" fill-rule=\"evenodd\" d=\"M0 57L16 58V59H24V60H37L43 62H53V63L66 64V65L85 66V67L102 68V69L118 70V71H126V72L150 73V74L169 75V76L194 78V79L215 80V81H223V82H229L235 84L264 87V81L261 80L229 78L223 76H209L205 74H196L191 72H178V71L160 70V69L138 67V66H127L120 64L91 62V61H83V60L20 54V53L2 52V51H0Z\"/></svg>","mask_w":264,"mask_h":264},{"label":"crops","instance_id":"crops-1","mask_svg":"<svg viewBox=\"0 0 264 264\" xmlns=\"http://www.w3.org/2000/svg\"><path fill=\"white\" fill-rule=\"evenodd\" d=\"M246 86H248V85H246ZM254 87H261V86H254ZM261 88H264V87H261ZM251 128H252L251 126H248V127H246V128H243V129H245V130L250 129V130H251V133H252L253 135H255V134L253 133V131H252ZM245 132H247L248 135H249V137H250V133H249V131H245ZM256 136H257V135H256ZM256 149H258L257 144L255 145V150H256ZM258 150H260V151H258V152H260L261 155H264V153H263V149H258Z\"/></svg>","mask_w":264,"mask_h":264}]
</instances>
